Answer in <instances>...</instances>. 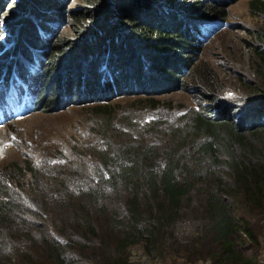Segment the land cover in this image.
<instances>
[{
  "label": "trees",
  "instance_id": "obj_1",
  "mask_svg": "<svg viewBox=\"0 0 264 264\" xmlns=\"http://www.w3.org/2000/svg\"><path fill=\"white\" fill-rule=\"evenodd\" d=\"M62 2L0 0V14L12 5L7 13L19 30L13 47L0 41V78L25 74L30 64L54 81L50 92L44 82H23L12 91L18 100H0V114L20 104L50 110L75 99L161 94L195 76L211 90L197 67L192 21L225 18L222 0H85L69 14L71 37L50 25ZM254 53L264 74V47ZM206 94L168 151L159 143L105 147L78 177H70L66 160L7 168L0 176V264H36L43 256L34 247L50 264H132L134 244L155 260L203 240L221 263L259 264L248 218L264 212V94L240 102Z\"/></svg>",
  "mask_w": 264,
  "mask_h": 264
},
{
  "label": "rangeland",
  "instance_id": "obj_2",
  "mask_svg": "<svg viewBox=\"0 0 264 264\" xmlns=\"http://www.w3.org/2000/svg\"><path fill=\"white\" fill-rule=\"evenodd\" d=\"M222 1L226 9L225 18L192 21L195 28L192 33L201 45L196 58L197 67L208 80L210 91L204 87L205 81L195 76L187 79L182 89L161 94H116L112 96L114 98L107 97L111 98L110 101L101 103L75 99L72 103L67 101V104L56 105L50 110H42V106L35 104L29 112L0 124V176L13 166L26 168L30 165L35 168L45 159H54L56 162L66 160L72 170L70 177H78L81 176L79 167L83 164L84 172H88L86 159H92L105 147H131L139 142L144 146L159 143L168 151L170 146L174 147L171 142L175 141L176 135L189 129V118L202 111L203 92H207L206 95L215 94L222 102L244 101L251 94L262 96L264 74L254 49L264 47V10L260 3L264 0L256 2L255 7L251 4L252 0ZM84 3L85 0H63L57 21H50L56 35H73L68 24L69 14ZM11 8L12 5L5 6L0 14V41L4 48L15 45L19 32L14 30V19L7 13ZM44 50L42 52H47V49ZM30 67V64L26 65L25 74L10 70L7 82L0 78V100L9 94L12 99L18 100L16 92H13L26 87L21 86L23 82L31 87L44 82V86L46 84L51 91L53 79L49 78L46 82L41 69ZM35 78L37 83L33 84ZM65 95L60 96L62 102L68 100ZM166 142L170 143L166 145ZM69 189L71 191L72 187ZM257 212V215L248 218L249 229L258 235V260L259 264H264V212ZM189 229L188 224L186 236L190 234ZM203 241L202 245L191 246L188 250L181 245L176 247L178 251H163L164 255L155 260L146 254L143 243L134 244L128 249L129 261L132 264H227L221 263L212 246ZM33 249L43 256L36 258V264H50L37 247Z\"/></svg>",
  "mask_w": 264,
  "mask_h": 264
}]
</instances>
